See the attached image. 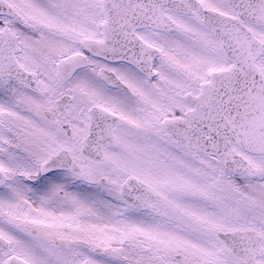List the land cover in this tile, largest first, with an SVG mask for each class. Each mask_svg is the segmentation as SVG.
Listing matches in <instances>:
<instances>
[{
	"label": "snow or ice",
	"instance_id": "1",
	"mask_svg": "<svg viewBox=\"0 0 264 264\" xmlns=\"http://www.w3.org/2000/svg\"><path fill=\"white\" fill-rule=\"evenodd\" d=\"M0 264H264V0H0Z\"/></svg>",
	"mask_w": 264,
	"mask_h": 264
}]
</instances>
